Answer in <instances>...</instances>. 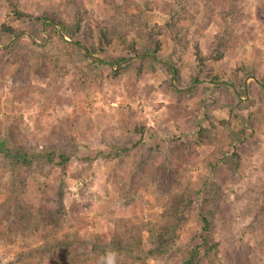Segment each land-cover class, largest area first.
<instances>
[{
  "label": "rangeland",
  "instance_id": "rangeland-1",
  "mask_svg": "<svg viewBox=\"0 0 264 264\" xmlns=\"http://www.w3.org/2000/svg\"><path fill=\"white\" fill-rule=\"evenodd\" d=\"M196 250L264 264V0H0V264Z\"/></svg>",
  "mask_w": 264,
  "mask_h": 264
},
{
  "label": "trees",
  "instance_id": "trees-1",
  "mask_svg": "<svg viewBox=\"0 0 264 264\" xmlns=\"http://www.w3.org/2000/svg\"><path fill=\"white\" fill-rule=\"evenodd\" d=\"M54 17H56V16H54ZM54 19H56V20H53V22H50L49 25L54 26L57 29V31H56L57 33L59 32V30H58V24H64V26H65V28H64L65 33H67V35H69L71 37H74V38L76 37L77 33L81 29V25L80 24H78L76 26V28L73 29L71 27H68L67 23H65V21L62 20L61 18H58L57 17V18H54ZM168 26L169 27L172 26L171 22L168 23ZM3 27H4V31H6L8 33H11L13 35H18L20 33L18 30H16L15 28H13L10 24H4ZM89 33L92 34V35H95L96 34V32L93 29L89 30ZM90 34L87 33L86 35L87 36H90ZM154 34L155 33L152 32L151 35H150L152 39L154 37ZM97 36L99 37V39H98L99 42L98 43H96L95 41H93L91 45H89V46H86L85 45L84 46L85 57L91 59L92 61L93 60H95V61L98 60V57H96V56H100L99 54L101 52L105 51L107 49L108 45L112 44L113 39H114V35L111 34V31L108 30L107 28L106 29L101 28V30H99V33H98ZM92 37H94V36H92ZM77 43H80L81 44V41L77 40ZM81 45H83V44H81ZM129 50H130L131 53L136 54L137 56H141L140 58L149 57L148 55H152L153 56L152 58H156L157 57V54H155V53H157L159 50H161V42H160V40H156L154 45H151V46L147 47L144 51H142L135 44H133V45H131L129 47ZM125 59H127L126 56H121V57H119L116 60V63L120 64L121 61H123ZM199 59L201 61V64L203 65L204 62H205L204 57L203 56H199ZM128 66H129V64H127L126 68ZM232 136L236 137V139L238 140L240 134L239 133H234V134H232ZM62 156H63V159H65V161H68L69 160L68 159L69 156H66L65 154H62ZM204 220L206 222L205 227L208 228L209 227V224H210V220H209V218L207 216H204ZM162 239H163V241L165 243L168 242V239H166V238H162ZM172 239H173V236L171 235L169 237V240H172ZM199 253H200V250L194 251V253H192L190 256H187L186 258H184V261L182 263L183 264H196L195 262H196V259H197V255H199Z\"/></svg>",
  "mask_w": 264,
  "mask_h": 264
},
{
  "label": "clouds",
  "instance_id": "clouds-1",
  "mask_svg": "<svg viewBox=\"0 0 264 264\" xmlns=\"http://www.w3.org/2000/svg\"><path fill=\"white\" fill-rule=\"evenodd\" d=\"M100 264H115V253L109 252L101 258Z\"/></svg>",
  "mask_w": 264,
  "mask_h": 264
}]
</instances>
